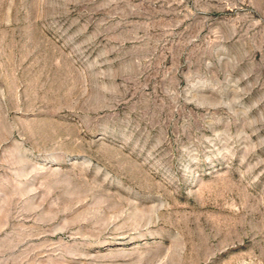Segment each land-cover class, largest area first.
Returning <instances> with one entry per match:
<instances>
[{
    "label": "rangeland",
    "instance_id": "obj_1",
    "mask_svg": "<svg viewBox=\"0 0 264 264\" xmlns=\"http://www.w3.org/2000/svg\"><path fill=\"white\" fill-rule=\"evenodd\" d=\"M0 264H264V0H0Z\"/></svg>",
    "mask_w": 264,
    "mask_h": 264
}]
</instances>
